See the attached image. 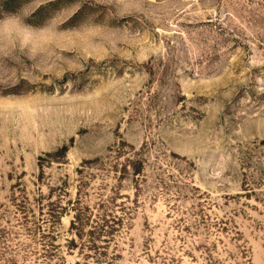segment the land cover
I'll return each mask as SVG.
<instances>
[{"label":"rangeland","instance_id":"1","mask_svg":"<svg viewBox=\"0 0 264 264\" xmlns=\"http://www.w3.org/2000/svg\"><path fill=\"white\" fill-rule=\"evenodd\" d=\"M0 264H264V0H0Z\"/></svg>","mask_w":264,"mask_h":264},{"label":"trees","instance_id":"2","mask_svg":"<svg viewBox=\"0 0 264 264\" xmlns=\"http://www.w3.org/2000/svg\"><path fill=\"white\" fill-rule=\"evenodd\" d=\"M49 245H50V247H52V246H53V244H52V243H49Z\"/></svg>","mask_w":264,"mask_h":264}]
</instances>
